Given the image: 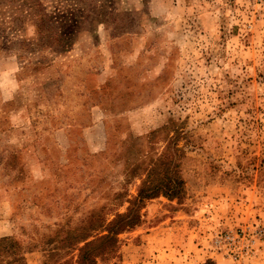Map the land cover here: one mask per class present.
<instances>
[{"label":"rangeland","instance_id":"374dc122","mask_svg":"<svg viewBox=\"0 0 264 264\" xmlns=\"http://www.w3.org/2000/svg\"><path fill=\"white\" fill-rule=\"evenodd\" d=\"M0 7L14 8L0 21V264H75L76 236L126 213L151 170L179 174L182 202L145 200L142 225L99 264L228 258L215 234L264 227V0ZM180 222L206 230L191 250L163 231L143 249ZM254 253L238 264H264V245Z\"/></svg>","mask_w":264,"mask_h":264},{"label":"trees","instance_id":"16d2710c","mask_svg":"<svg viewBox=\"0 0 264 264\" xmlns=\"http://www.w3.org/2000/svg\"><path fill=\"white\" fill-rule=\"evenodd\" d=\"M13 9L0 7V21L2 24L7 22L6 13L11 12ZM16 13L21 14L22 8H17ZM152 176L153 174L151 170L148 179L143 182V185L139 189L138 195L133 200L129 201L130 207L126 213L118 214L109 223L104 221L100 226H95L90 231L82 232L76 236V243L71 246V249L73 250L72 252H77L75 264H99L101 262L106 263L112 259L118 251L117 236L126 231L134 230L142 225L143 221L139 212V206L145 200L155 199L158 196L163 195L171 202L177 201L179 204L182 202L180 197L185 182L178 173L173 170H170L169 173L164 169V176L161 181H156L157 178L151 180ZM103 223H105V225ZM101 228L103 229V232L100 235H93ZM204 264L217 263L210 258L207 259Z\"/></svg>","mask_w":264,"mask_h":264},{"label":"crops","instance_id":"0c3cea01","mask_svg":"<svg viewBox=\"0 0 264 264\" xmlns=\"http://www.w3.org/2000/svg\"><path fill=\"white\" fill-rule=\"evenodd\" d=\"M1 204L2 203H0V205ZM3 206L4 207L2 209H4V208L5 209H4V214H3V216H1V218L4 221L2 222L3 224L1 225L2 227H0V230L3 229V227L6 226L5 224H7V226H9L8 223H7L8 221H6V220L9 218L8 214L11 215V208H10V206H7L6 207L5 204ZM6 209H10V213L9 212H6ZM202 212H204L202 214H205V212H207L208 217L212 216L211 217L212 219H215V217H216L215 214L212 213L213 211L210 208H208L206 210L205 207H203L202 208ZM234 214L235 213L233 212L232 214L226 215L225 216V218H226V221L225 222L227 223V222L230 221V219L232 220V217L234 216ZM185 217H187V219H189L187 215H185ZM180 224L183 225V226H179L178 223H173L172 227L159 226L157 228L152 229L151 230L152 231L151 234L148 235L149 241L146 242V244L143 245V249L144 248L145 249L152 248V245L153 244L151 245L150 241L152 239L155 241V239L153 238V235L154 236H157L159 233H161V231H163V235H165V236L168 235V234H173L176 237H181L183 239V242H185V246H183L184 249L188 247L189 250H191L194 247L193 246L192 237H195V236L197 237V235L200 237L201 236V233H205L206 230L203 229V230H197V231H195V230L188 231L186 229L187 222H180ZM154 231H156V232H154ZM185 235H187V236H185ZM201 237L203 238V236H201ZM155 247L159 251H162V254H165L168 251H169L170 254H172L173 252H175L177 250V248L174 249V247L171 244H167V243H165V244L164 243H162V244H156ZM202 252H203V259L204 260L201 262V264H204L206 262V260L207 259H210V258L213 259V260H215V262L217 264H231V260H229L228 258H224L223 256H220L218 254H216V255L215 254L214 255L213 254L212 255H208V252H204L203 250L196 251V254L194 256H192V257L186 256V261H189L186 264H194L196 262V260L193 259V258H196L195 256L197 254H201ZM168 257H170V256H168ZM148 260L149 259L147 257L145 259H143L142 257H140L137 260L136 264H143V263L145 264Z\"/></svg>","mask_w":264,"mask_h":264},{"label":"built area","instance_id":"2783aa9c","mask_svg":"<svg viewBox=\"0 0 264 264\" xmlns=\"http://www.w3.org/2000/svg\"><path fill=\"white\" fill-rule=\"evenodd\" d=\"M215 247L230 258L235 264L244 258H250L257 247L264 245V227L252 224L235 230H226L215 234Z\"/></svg>","mask_w":264,"mask_h":264}]
</instances>
